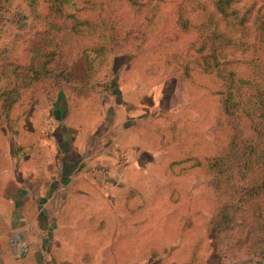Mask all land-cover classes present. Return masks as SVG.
Instances as JSON below:
<instances>
[{
  "label": "crops",
  "instance_id": "0c3cea01",
  "mask_svg": "<svg viewBox=\"0 0 264 264\" xmlns=\"http://www.w3.org/2000/svg\"><path fill=\"white\" fill-rule=\"evenodd\" d=\"M82 77L58 91L42 119L39 112L30 118L35 127L20 136L28 152L22 168L0 154V264H210L214 257L247 264L217 249L191 250L198 237L189 234L190 208L174 206L172 182L184 175L182 163L199 156L167 125L178 111L167 106L166 83L147 92L122 80L117 104L105 93L94 109ZM44 118L54 128L52 172L39 160Z\"/></svg>",
  "mask_w": 264,
  "mask_h": 264
},
{
  "label": "rangeland",
  "instance_id": "374dc122",
  "mask_svg": "<svg viewBox=\"0 0 264 264\" xmlns=\"http://www.w3.org/2000/svg\"><path fill=\"white\" fill-rule=\"evenodd\" d=\"M132 1L135 2L133 6H130L128 0H88V3L85 0H74L73 5L68 7L69 13L77 14V19L88 20L92 24L78 30H81L83 36H74L69 40L68 49L71 50H66L64 58L60 61V57H54L51 52L54 50L57 55L60 54L62 49H58L56 37L69 33L68 30L61 29L53 31V37L47 35L52 42L47 48L45 32L48 26L43 18L47 14L46 0H36V6L32 7L31 0H1L0 87L3 92L0 93V154L4 157L8 154L13 156L14 162L10 168H22L20 165L24 164L22 161L28 152L21 148V132L35 127L36 123L30 119L34 113L39 112V116L43 118L59 89L67 91L70 88V84L65 83L66 78L62 77H66L69 68L75 76H82L90 70L92 80L86 81L81 89L96 99L94 109L100 107L105 98L106 101L114 99L117 104L121 99L119 83L122 80L130 83L136 80V86L144 85L147 92L154 86L162 89L166 83L167 106L178 111L174 116L170 115L167 125L172 127L175 141H182L184 149L191 150V153L196 152L199 156L186 165L182 163L181 174L184 175L173 179L171 201L174 206L178 203H188L189 234L190 237H198V242H190L191 250L195 252L204 249L207 252L212 250V246L207 245V239L210 237L214 217L225 203L235 200L233 192L244 189L250 183L251 174L248 173V179L242 182L239 169L234 164L232 171L219 180L222 190L217 192L215 189L218 181L216 174L209 167L210 160L217 156L219 151L226 150L230 141L229 132L233 133L223 118V83L216 75L205 74L193 65L187 74L181 55L188 45L194 44L193 52L199 47L197 41L202 33L200 26L204 18H201L203 15L197 7L205 0H196L193 4L183 0ZM194 8H197L196 11L191 13L189 9ZM80 9L85 10L77 13ZM178 17H181V21L190 19L193 22L192 36L179 34ZM105 26L112 31L106 32ZM175 35L178 40L172 38L174 42L166 41L167 37ZM82 48H91L96 52L90 53L92 66L89 70L84 59L77 60L73 66L70 65L76 60V51ZM55 58L57 59L54 60ZM196 62L200 64V61ZM239 68V75L245 78H249L254 71L246 66ZM37 73L38 84L25 87L21 97L12 109H9L12 99L4 104L3 100L8 98L2 93L6 92L8 95L13 92L17 78L21 80L26 76L35 77ZM135 74L136 77L133 76ZM61 77L64 80H60ZM109 81H112V84L114 82L112 88L118 91L115 95L107 89L110 86ZM73 88L76 89V86ZM106 89L108 92H104ZM105 93L111 95L101 98ZM61 99L64 100L63 97ZM108 111L112 115L114 108ZM42 121L44 122L39 127L45 137H42L43 150L39 160H42L43 170L52 172L57 154L52 144L53 139L49 135L54 128L48 119L44 118ZM241 128L244 130L242 137L250 135L246 123ZM33 168L30 165L29 170ZM230 213L231 218L237 219V222L245 214L235 211L234 207ZM252 220L254 226L261 229L263 223L259 222L260 219L256 217ZM231 230L232 228L218 238L215 242L216 249L235 261L259 264L260 256L255 255L251 243L243 246L240 244L245 238L250 239L247 228ZM261 230L264 231V228ZM202 234L205 237L201 239ZM218 261L219 258L214 257L210 264H219Z\"/></svg>",
  "mask_w": 264,
  "mask_h": 264
},
{
  "label": "trees",
  "instance_id": "16d2710c",
  "mask_svg": "<svg viewBox=\"0 0 264 264\" xmlns=\"http://www.w3.org/2000/svg\"><path fill=\"white\" fill-rule=\"evenodd\" d=\"M183 1L193 4L196 0ZM73 2L74 0H46L47 14L43 18L47 21L48 26L45 32L47 48L52 43L47 35L53 37L52 32L61 29H66L69 33V35L64 33L63 36L56 37L58 49H62L60 54L57 55L55 53L57 51L54 52V50L51 52L54 57H60V61L64 58L66 50H71L68 49L69 40L74 36H83L81 30H78L92 24L88 20L77 19V14L69 13L68 7L73 5ZM85 2L88 3V0ZM128 3L133 6L135 2L128 0ZM32 6H36V0H31L30 7ZM197 8L201 10L203 15L201 18H204V22L200 26L202 33L198 36L197 41L199 47L193 52L194 44L188 45L187 50L181 54L183 58L181 59L185 64L187 74L193 65L203 73L214 74L221 79L223 83L221 95L225 103L223 118L233 132H229L231 135L226 150L219 151L217 156L210 160L209 167L216 174L218 181L215 189L218 190L217 192L222 190L219 180L232 171L234 164L239 169V177L242 182L248 179V173L251 174L250 183L244 189L233 192L235 200L232 199L233 201L225 203L218 210L211 224L209 239H211L212 248L216 249L215 242L227 230L232 228L233 231H236L240 227H246L250 239L247 237L240 244L243 246L251 243L255 255L260 256L259 264H263L264 231L261 229L264 228V0L249 2L246 0H205ZM196 9L189 10L192 13ZM84 10L80 9L77 13ZM177 25L179 34L192 36L191 28L194 25L190 19L181 21V17H178ZM105 30L106 32L112 31L107 29V26H105ZM53 34L55 35V33ZM172 38L178 40V36L175 35L167 37L166 41L174 42ZM92 51L96 53L91 48L77 50L76 60H73L70 65L73 66L77 60L84 59L89 70L92 66L89 60L92 59L90 55ZM240 56L243 58L241 59ZM196 61H200V64H196L198 63ZM240 66L254 69L252 75L249 78L241 77L238 73ZM34 76H26L21 80L17 78L13 85V92H9V96L6 92L2 93L8 98L3 100L4 104L12 99L8 106L9 109H12L11 107L17 102V99L21 97L25 87L38 84V73ZM82 76L79 83L86 79L87 81L92 80L93 77L90 70ZM62 77L66 78L65 83L72 84L75 75L69 68L66 77ZM62 77L60 80H64ZM109 88L110 86L107 89ZM244 123L247 124L250 133L247 137H242L244 130L241 127ZM228 177L231 178V176ZM250 206L252 208H249ZM233 207L235 211L245 212L239 222L236 221L237 219L231 218L230 210ZM256 217L260 219L259 222L263 223L261 229L254 226L252 219ZM198 259L194 258V260Z\"/></svg>",
  "mask_w": 264,
  "mask_h": 264
},
{
  "label": "water",
  "instance_id": "95a60500",
  "mask_svg": "<svg viewBox=\"0 0 264 264\" xmlns=\"http://www.w3.org/2000/svg\"><path fill=\"white\" fill-rule=\"evenodd\" d=\"M26 252H27V247H26V245H24L21 249V255L24 256L26 254Z\"/></svg>",
  "mask_w": 264,
  "mask_h": 264
}]
</instances>
